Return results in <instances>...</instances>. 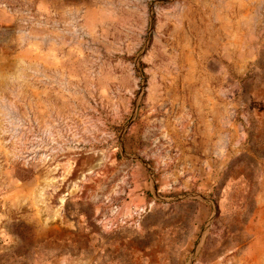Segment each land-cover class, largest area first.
I'll return each mask as SVG.
<instances>
[{
    "label": "rangeland",
    "instance_id": "1",
    "mask_svg": "<svg viewBox=\"0 0 264 264\" xmlns=\"http://www.w3.org/2000/svg\"><path fill=\"white\" fill-rule=\"evenodd\" d=\"M0 264H264V0H0Z\"/></svg>",
    "mask_w": 264,
    "mask_h": 264
}]
</instances>
